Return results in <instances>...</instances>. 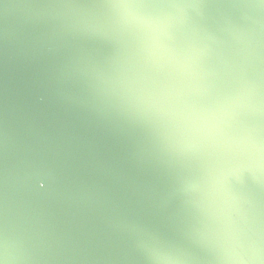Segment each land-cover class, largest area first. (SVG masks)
Returning a JSON list of instances; mask_svg holds the SVG:
<instances>
[{"label":"snow or ice","instance_id":"obj_1","mask_svg":"<svg viewBox=\"0 0 264 264\" xmlns=\"http://www.w3.org/2000/svg\"><path fill=\"white\" fill-rule=\"evenodd\" d=\"M82 75L159 157L163 211L125 225L144 264H264V54L224 50L212 20L183 10L264 0H86ZM6 137L0 129V149ZM39 177V178H37ZM54 177L36 170L33 189ZM0 160V264H11Z\"/></svg>","mask_w":264,"mask_h":264},{"label":"water","instance_id":"obj_2","mask_svg":"<svg viewBox=\"0 0 264 264\" xmlns=\"http://www.w3.org/2000/svg\"><path fill=\"white\" fill-rule=\"evenodd\" d=\"M86 0H0V149L11 264H144L125 225L161 212L159 157L82 75L92 48L76 29ZM209 17L224 50L264 54V9L183 10ZM54 177L47 193L30 177ZM39 178V177H37Z\"/></svg>","mask_w":264,"mask_h":264}]
</instances>
